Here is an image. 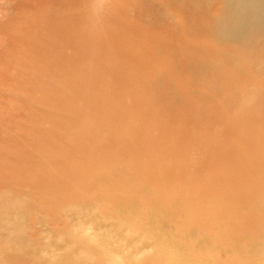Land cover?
<instances>
[{"label":"bare ground","instance_id":"6f19581e","mask_svg":"<svg viewBox=\"0 0 264 264\" xmlns=\"http://www.w3.org/2000/svg\"><path fill=\"white\" fill-rule=\"evenodd\" d=\"M0 264H264V0H0Z\"/></svg>","mask_w":264,"mask_h":264}]
</instances>
